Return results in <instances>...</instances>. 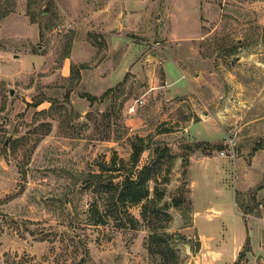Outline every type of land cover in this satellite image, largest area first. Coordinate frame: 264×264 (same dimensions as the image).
Returning a JSON list of instances; mask_svg holds the SVG:
<instances>
[{
    "label": "rangeland",
    "instance_id": "374dc122",
    "mask_svg": "<svg viewBox=\"0 0 264 264\" xmlns=\"http://www.w3.org/2000/svg\"><path fill=\"white\" fill-rule=\"evenodd\" d=\"M1 9L14 11L0 21V264H160L150 235L178 264H264V0ZM147 143L137 168L152 166L156 202L146 219L131 206L132 228L111 203L107 223L94 224V174L122 182L134 144ZM191 180L199 208L223 214L198 218L218 236L206 244L192 225Z\"/></svg>",
    "mask_w": 264,
    "mask_h": 264
},
{
    "label": "trees",
    "instance_id": "16d2710c",
    "mask_svg": "<svg viewBox=\"0 0 264 264\" xmlns=\"http://www.w3.org/2000/svg\"><path fill=\"white\" fill-rule=\"evenodd\" d=\"M30 9V6H29ZM14 10H0V21L6 18L11 12ZM67 58V57H66ZM109 94V93H107ZM90 100H95L94 97L89 96ZM149 144H134L133 152L131 156V171L126 172L123 174L122 182H115L117 178L120 176H114L112 174L108 180H104L101 174H94V178L99 181L98 189L95 190L99 192L96 194L98 196L97 201L93 202L88 209V214L91 218V221L96 225H104L107 223V216L104 215L103 211H106L105 208L110 206L112 203L117 205L116 216L115 220H124L126 223L128 222L132 228H135L137 225V220L134 216L130 213L129 208L134 205L142 204L144 207L143 217L146 219V207L148 204H154L156 201H152L150 199V188L149 182L154 180L153 176V168L151 165L144 166L143 168H137V164L139 162L140 156L144 153L145 150L149 149ZM199 148V145H196ZM196 148V149H197ZM160 155H164L165 153L169 152L168 148L164 150H159ZM121 164L113 160V170L115 172L122 171L125 166L122 161ZM112 166V167H113ZM105 181V182H104ZM236 204L238 208L248 214L249 209L245 208L241 203L240 200L236 199ZM118 226H122V222H118ZM166 236V233H163ZM169 238L171 236H168ZM149 239L151 240V246L149 251L152 255H158L160 257V264H171L170 261L174 259V263L176 262L175 252H173L172 247L169 245V242L166 239H163L162 242H158V239L155 238V235H150ZM156 239V242H154ZM155 243V244H154ZM152 245H156L155 248ZM172 254V255H171ZM238 264V262H236Z\"/></svg>",
    "mask_w": 264,
    "mask_h": 264
},
{
    "label": "crops",
    "instance_id": "0c3cea01",
    "mask_svg": "<svg viewBox=\"0 0 264 264\" xmlns=\"http://www.w3.org/2000/svg\"><path fill=\"white\" fill-rule=\"evenodd\" d=\"M179 73H181V74H183L182 73V71H180L179 70ZM168 80V79H167ZM166 83H169V81H167ZM183 87H185V85H183ZM220 183L222 184V186H226L227 188H229V184H227L226 182H225V180H220ZM203 184V183H202ZM206 184H207V181H206ZM201 184H200V181H199V185H198V182H197V180H191V192H192V202H193V210H194V215H193V218H192V225H193V227L196 229H198V225H197V220H198V218L200 217V216H202L201 214H203V213H206V215H205V218H206V221H208V222H212V221H214V219H215V217L216 216H221V215H223L222 214V211L221 210H215L214 208H213V206H208V207H206L205 209H204V211H202V209L201 208H199V206L197 205V203H196V199H195V192H196V190L199 188V186H200ZM236 185V184H235ZM206 187H204L203 189H205ZM230 189V188H229ZM233 190V197H234V208H235V210H236V212L240 215V216H242V214H241V212L238 210V206H237V204H236V201H235V193H236V191L234 190V189H232ZM203 212V213H202ZM211 216H213L214 217V219H212L211 218ZM242 218V217H241ZM245 225H244V228H243V232H242V234L240 235V236H236V235H234V236H232V239H231V236L229 237L232 241H234L235 243H237L238 244V242L240 243L241 242V240H243V236L245 235ZM199 230V229H198ZM203 232V233H202ZM198 233H199V237H200V241H203V238H205V242H203L204 244H206V242L207 241H212V240H214V239H218V236H217V234L216 233H210V232H207V231H205V230H203V231H198ZM223 234L221 235V239H223ZM229 238H228V240H229ZM223 241V240H222ZM203 244V245H204ZM240 247H241V245L239 244V245H236V248L237 249H240ZM237 251V250H236ZM235 256L233 255V259H235L234 258ZM234 261V260H233Z\"/></svg>",
    "mask_w": 264,
    "mask_h": 264
},
{
    "label": "built area",
    "instance_id": "2783aa9c",
    "mask_svg": "<svg viewBox=\"0 0 264 264\" xmlns=\"http://www.w3.org/2000/svg\"><path fill=\"white\" fill-rule=\"evenodd\" d=\"M138 103H139V104H142V101H139V100L136 101V104H138ZM135 108H136V106H132V107L130 108V113H134L135 110H136Z\"/></svg>",
    "mask_w": 264,
    "mask_h": 264
}]
</instances>
